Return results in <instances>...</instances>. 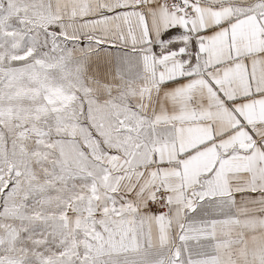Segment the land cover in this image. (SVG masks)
Wrapping results in <instances>:
<instances>
[{"label": "snow or ice", "instance_id": "snow-or-ice-1", "mask_svg": "<svg viewBox=\"0 0 264 264\" xmlns=\"http://www.w3.org/2000/svg\"><path fill=\"white\" fill-rule=\"evenodd\" d=\"M0 264H264V0H0Z\"/></svg>", "mask_w": 264, "mask_h": 264}]
</instances>
